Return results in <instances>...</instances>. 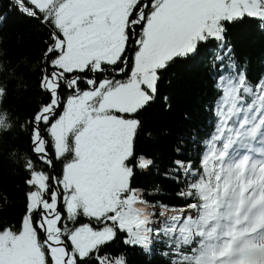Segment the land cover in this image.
Wrapping results in <instances>:
<instances>
[{"label": "snow or ice", "instance_id": "obj_1", "mask_svg": "<svg viewBox=\"0 0 264 264\" xmlns=\"http://www.w3.org/2000/svg\"><path fill=\"white\" fill-rule=\"evenodd\" d=\"M11 3L47 32V99L21 124L25 210L0 223V264H128L117 242L147 255L159 247L165 264H264V74L250 76L230 39L248 24L264 35V0ZM207 52L212 130L193 140L198 155L165 170L182 201L166 204L158 187L135 184L155 163L138 144L142 115L170 108L166 75ZM13 127L0 104V131Z\"/></svg>", "mask_w": 264, "mask_h": 264}, {"label": "trees", "instance_id": "obj_2", "mask_svg": "<svg viewBox=\"0 0 264 264\" xmlns=\"http://www.w3.org/2000/svg\"><path fill=\"white\" fill-rule=\"evenodd\" d=\"M0 18H3L0 22V86L7 88V95L0 104L9 110L14 122L10 131H0V223L15 224L25 210L27 191L22 165L23 158L29 154V143L28 132L21 124L42 99H47L39 88V79L44 41L48 36L44 28L16 10L11 0H0ZM230 39L237 46V56L247 62L250 76L264 74V35L257 24L234 30ZM212 76L211 52L203 54L196 62L176 65L166 75L161 89L163 95L170 97L171 107L157 104L142 115L146 131L138 144L143 154L155 163L150 170L136 176L135 184L149 192L158 187L166 204L178 205L182 201L175 198L176 186L164 178L165 170L175 159L198 155L193 140L202 144L212 130L203 110L212 99ZM178 144L186 145L182 156H177ZM3 197H7V202ZM113 250L126 251L128 264H165L159 247L152 255H147L139 249L125 250L117 242Z\"/></svg>", "mask_w": 264, "mask_h": 264}]
</instances>
